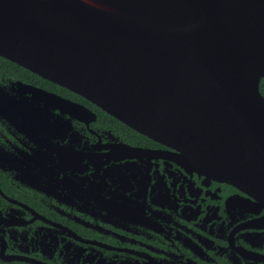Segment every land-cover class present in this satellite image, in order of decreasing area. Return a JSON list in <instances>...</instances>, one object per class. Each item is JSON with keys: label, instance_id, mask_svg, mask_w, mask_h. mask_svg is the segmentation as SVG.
Here are the masks:
<instances>
[{"label": "flooded vegetation", "instance_id": "af4514ba", "mask_svg": "<svg viewBox=\"0 0 264 264\" xmlns=\"http://www.w3.org/2000/svg\"><path fill=\"white\" fill-rule=\"evenodd\" d=\"M34 74L0 63V264H264L257 199Z\"/></svg>", "mask_w": 264, "mask_h": 264}, {"label": "water", "instance_id": "95a60500", "mask_svg": "<svg viewBox=\"0 0 264 264\" xmlns=\"http://www.w3.org/2000/svg\"><path fill=\"white\" fill-rule=\"evenodd\" d=\"M0 56L264 208V0H0Z\"/></svg>", "mask_w": 264, "mask_h": 264}, {"label": "trees", "instance_id": "16d2710c", "mask_svg": "<svg viewBox=\"0 0 264 264\" xmlns=\"http://www.w3.org/2000/svg\"><path fill=\"white\" fill-rule=\"evenodd\" d=\"M0 63L4 64V65H10V66H13L14 68L20 70L22 73H27V74H31V75H35L34 73H32L31 71L27 70L26 68L20 66L19 64L15 63V62H12L11 60L5 58V57H2L0 56ZM35 77H38L40 80L46 82L47 84H50V85H53V86H56L57 88H60L62 90H66L68 91L69 93H71L73 96L81 99L82 101H85L87 102V104L91 105V103L89 101H87L86 99H84L83 97L79 96L78 94L74 93V92H71L69 91L68 89L64 88V87H61L57 84H54L53 82H49L47 80H44L43 78H40L39 76H35ZM259 90L261 92V94L264 96V78H262L260 80V84H259ZM93 107H95L97 110H99V112L109 118H111L112 120H115V121H118L116 120L114 117H112L111 115L107 114L106 112H104L103 110H101L100 108H98L97 106L93 105Z\"/></svg>", "mask_w": 264, "mask_h": 264}]
</instances>
